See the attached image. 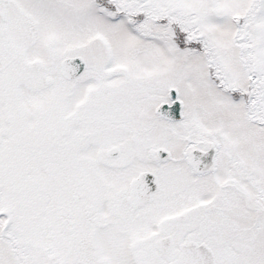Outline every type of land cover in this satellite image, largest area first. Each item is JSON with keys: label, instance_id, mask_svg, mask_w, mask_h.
<instances>
[{"label": "snow or ice", "instance_id": "6c2138e0", "mask_svg": "<svg viewBox=\"0 0 264 264\" xmlns=\"http://www.w3.org/2000/svg\"><path fill=\"white\" fill-rule=\"evenodd\" d=\"M0 264H264V0H0Z\"/></svg>", "mask_w": 264, "mask_h": 264}]
</instances>
